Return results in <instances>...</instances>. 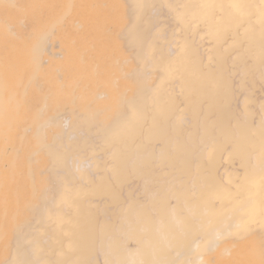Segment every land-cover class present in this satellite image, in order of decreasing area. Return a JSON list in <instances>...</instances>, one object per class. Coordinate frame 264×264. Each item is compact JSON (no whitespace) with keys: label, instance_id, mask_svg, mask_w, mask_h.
Instances as JSON below:
<instances>
[{"label":"rangeland","instance_id":"374dc122","mask_svg":"<svg viewBox=\"0 0 264 264\" xmlns=\"http://www.w3.org/2000/svg\"><path fill=\"white\" fill-rule=\"evenodd\" d=\"M68 1L0 0V42L19 41L0 51V86L15 90L0 114V133H10L0 141V264H136L127 257L149 240L161 249L142 256L161 264L227 261L236 248L223 247L230 216L207 230L222 233L213 238L182 229L198 224L189 214L205 180L233 186L248 170L264 173V135L250 140L264 130V0H86L70 17ZM44 22L48 32L36 31ZM69 48L76 89L62 100L66 79L52 89L43 70L59 75L55 63ZM100 55L105 68L81 90L78 77ZM209 164L213 176L200 175ZM238 206L248 208L244 198ZM237 235L238 244L250 232Z\"/></svg>","mask_w":264,"mask_h":264},{"label":"bare ground","instance_id":"6f19581e","mask_svg":"<svg viewBox=\"0 0 264 264\" xmlns=\"http://www.w3.org/2000/svg\"><path fill=\"white\" fill-rule=\"evenodd\" d=\"M69 1L71 2L73 7H71L70 10L67 11L66 16H68V17L71 16L72 12L74 11L73 8L75 6H77L78 3H84L85 4L87 2L86 0H69ZM210 1L211 0H207L206 4H209ZM59 2H61V0H52L51 5L57 6L59 4ZM147 8H148V5H147ZM73 15H74V12H73ZM235 17H236V12L230 11L227 19H229V20L233 19V21L235 22L236 21ZM50 24H51V22L50 23L44 22L43 25H42V23H40L38 25L39 27L36 29V31H38V32L42 31V32L47 33ZM257 31L258 30L254 29V31H252V36H256L258 33ZM38 32H36V33L38 34ZM37 34L34 38L35 44L43 41V38L40 37L39 34L38 35ZM18 45H19V41H13L10 45H8V47H15ZM7 48H6V45L4 42H0V51H4ZM74 55H75V52H71L70 48H69L68 50H66L65 58L63 60L56 61L54 67H55V69H58L60 72V74L57 75L56 77L51 75V71L49 70V68H47L46 70H43L44 71L43 72V78L44 79H47V78L51 79V88L52 89H54V88L58 89L60 87L59 81L62 78L66 79L68 88L61 91L62 100L66 99L76 89L75 82L73 80L75 78L74 77V72H75ZM31 56H32V51H30V52L28 51L26 54L23 55V61L25 60V63H26V61ZM105 64H106V60L103 58L102 55H100L94 59V65L90 69H84V71L78 77L80 82H81V84H80L81 90L86 89L88 79H89V75L94 73L95 71H99L101 69H104ZM27 67L29 69L32 68L31 65H27ZM32 74H34V70H32V73H30V75H32ZM18 76H20V75H18ZM6 78H7V76H6ZM111 79H113V78H105V79L101 78L99 82L106 83V81H109ZM0 87H1L0 88V95L4 96V98H2L0 101V103H1L0 114H2V113H6V112L10 111V107H9V104L11 102L10 99L13 97L15 90H14V87L11 83H9V82L5 83V81L2 83V86H0ZM119 95L120 94H118V93L113 95V97H110L108 99V101H106V103L111 104L112 102L116 101L119 98ZM81 96H82V98L85 97V93H83ZM14 100H16L15 96H14ZM107 108H105V109L95 108V110L92 111L93 112L92 115H99L101 112H104L105 110H107ZM259 113H261V111ZM132 115L135 117H139L140 115H142V113L135 111V112H132ZM209 116H213V113H210ZM184 120H186V119H184ZM208 120H209V117H205V118L201 119L200 122L206 123ZM51 123H53V122H51ZM20 127L22 128V126H20ZM116 129H117V127L112 128V130H111L112 135H114ZM3 131H1V133H0V141H4V139H7L8 137H10L9 132H7V131L3 132ZM263 135H264V130L259 129L252 136L250 135V137H251L250 140L252 139L251 143L255 142V140L257 139L256 137L263 136ZM261 146H262V148H261L260 157L263 158V161H264V143ZM247 149L250 150L251 148L248 147ZM213 152H214V149L209 150V152L207 153L208 159H211V160L213 159ZM215 153L218 154L217 156H222L224 154L222 149L215 151ZM240 154H241L240 150L234 151L231 155V159H238ZM3 158H4V156L0 157V164L3 163V161H4ZM15 160L16 159H12V167L17 164V163H15ZM170 163L171 164L176 163V157H173ZM84 164H85V162H84ZM87 165H89V164H87ZM80 166L83 167V165H80ZM85 169H88V168H85ZM214 170H215L214 164H209L207 166V172L204 171V173H202L200 175H204V177H211L214 174ZM1 172H2V167L0 165V173ZM193 175H195V174H193ZM192 177L195 180V177L194 176H192ZM210 181H211V183H210ZM230 184H232V180H230L227 183L224 182L223 184H219V185H218L217 181H212L211 179L205 180V183L202 186H199L197 189V194H196V197L194 200V208H193L192 212L189 214L190 219L191 218L196 219V221H198V224H191V222L187 219L188 221H186V223L184 224V226H183L184 229H182V232L186 233L187 231H189L192 228H195V229L204 228L203 238L204 239L213 238L214 236H216L214 233H217L219 235L222 233L219 230H215L214 232H210L207 230H209L210 228H213L214 224H216L217 220L219 219V217L222 214H226V215L231 217L232 222H231V228H229L230 230H228V232L229 231L230 232L227 235H223L224 239L226 238V240L223 242V247H225V246L227 247L228 245H230V243H232V245L236 246V248H234L232 250V252H231L232 256L227 261H224L221 263L220 262H218V263L214 262L212 264H264V173H263V171L259 172V171H256L255 169H252L251 171L248 170V171L243 173L240 180L238 182H235L233 184V186H229ZM252 189H255V190H253L252 195L250 196L249 192H251ZM0 193L1 194L3 193L2 189H0ZM242 198H244L245 203L247 202L248 208L246 209V212H240L239 211L240 206H238V202ZM177 207H178V210H177V216L176 217L181 216L182 211H183L181 204L179 205V203H178ZM244 214L247 216L246 218H248V220L243 219ZM260 216L262 217V223L258 226V229H257V227H250L251 224H253L255 222V220ZM170 222H172V221H169L166 223H170ZM166 227L167 226H165V225L162 226L161 230H165ZM5 228H7V227H5ZM205 229H206V231H205ZM17 231H18V229H17ZM155 231H156V226L154 224L150 223V226L148 227V229L145 230V234H146L145 236L147 238H149L150 236H152V234ZM182 232H181V234H182ZM247 232H250V236L245 242H241V243L237 244L234 241V237L238 236L237 234L243 235V234H246ZM25 240H26V238H25ZM158 240H160V238H158ZM197 240L199 241V239H197ZM151 241L152 240L147 241L145 243V245L141 246L140 249L144 250V247H148L150 250L161 249L158 245L155 246L154 244H152ZM185 241L186 240H179L178 244L181 245V244L185 243ZM232 241H234V242H232ZM195 242H196V240H195ZM233 243H235V244H233ZM141 250H139L140 253H138V252L133 253L131 256H129L127 258L128 259H130V258L137 259L136 264H161L157 261L147 260L146 257L142 256ZM213 258H214V256H213ZM189 263H192V261ZM203 264H207V263H203Z\"/></svg>","mask_w":264,"mask_h":264}]
</instances>
